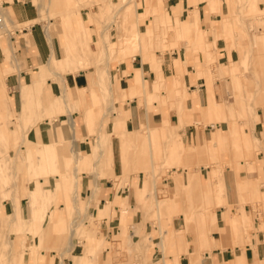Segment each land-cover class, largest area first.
<instances>
[{
	"label": "rangeland",
	"instance_id": "1",
	"mask_svg": "<svg viewBox=\"0 0 264 264\" xmlns=\"http://www.w3.org/2000/svg\"><path fill=\"white\" fill-rule=\"evenodd\" d=\"M2 1L0 0V14L11 34L0 28V42L3 47L0 72L3 66H6V69L1 73L14 72L16 66L13 58L16 62L20 60L15 53L16 48H12L9 42V36H15L14 31L20 30L22 26L40 22L46 33L48 30L51 42L58 45L59 50L58 57L50 59L40 69L49 71L47 70L49 67L62 75L79 68H91L88 75L94 78L92 85L94 97L93 99L87 97L85 101L77 103L66 100L64 105L60 100V93L57 96L59 106L55 109H48L46 100L43 103L42 99L36 97L31 111L25 107L20 114L9 113L6 109L1 113L14 117L15 122L11 140L13 144L9 147L8 141L5 140L0 145V264H39V257L42 256L47 264H84L85 261L88 264H173L182 254L192 256L193 264H199L202 254L208 253L214 246V240L210 236L211 219L198 220V217L202 218L203 215L207 217L211 207L223 205L226 190L222 183V172L225 167L236 173L245 171L241 181L236 184V200L241 206L245 203L249 206L247 213L240 208L242 214L234 213L230 216L242 218L234 227L230 222L229 231L236 236L231 241L232 245L243 246L244 243L252 245L253 240L254 244L264 241V129L260 134L248 130L254 117L261 119L264 125V43L261 41L254 43L253 40L255 36L264 33V0H232L231 7L225 4L226 7L214 22L217 28L215 30L212 28L213 32L215 31L211 34L212 42L207 40L209 32H201L198 38H195V34L180 35L173 32L174 27L169 22L168 24L160 22L157 19L158 13L166 11L161 5L163 0H142L147 13L137 12L141 0H32L34 3L38 1L41 6L39 18L20 23L6 12L2 7ZM231 8L234 10V23L220 32L219 20ZM80 9L86 12L81 14L86 17V22H83L84 28L79 27L75 20L80 15ZM212 10L216 11L213 8ZM149 14L152 15L150 25L145 29L140 28L139 17ZM86 23H91L95 29H88L85 27ZM111 24L117 30V39L112 43L108 37ZM85 35L87 41H84ZM23 37L25 44L28 45V35ZM70 40L75 44L73 50L70 49ZM179 40L187 42L185 46L187 51L202 53V58L207 62L206 74L198 73L197 76L205 77L206 89L209 85L212 90L216 81L222 95L219 101L222 114L212 113L205 116L193 114L192 119L190 111L187 110L184 114L188 115V118L185 116L186 122L183 124L199 122V125L204 126L226 121L229 124L227 136H231L230 141L227 137L214 142L206 141L201 149L181 144L176 129L179 126L178 118L182 114L181 101L185 97V87L180 82L182 72L173 69V73L166 80L156 66V61H160V58L154 56L157 50L160 55L167 53L172 58L171 52L173 50L177 52L180 48ZM217 40L222 42L226 52L232 51L233 58L237 59L230 61L232 59L228 57L227 62L224 60V65L230 68L229 74H237V77L229 74L222 77L215 75L217 65L220 63H216L211 55L213 56ZM149 52L155 57L151 66L153 79L152 81L149 79L151 90L155 92L149 94L147 87H144L145 91L142 92V85L136 80V85L140 88L130 93L128 86L125 88L120 86L118 75L113 73L114 64L133 54L139 53L144 56ZM159 66L161 68V64ZM36 69L38 71V67ZM124 74L125 72H122V75ZM141 74L142 72L137 69L136 77L140 78ZM47 78L60 82L58 77L50 72L44 81ZM136 93L137 109L145 107L144 113L136 122L133 120L127 127L115 131L119 143L120 174L127 173L129 176L127 181H123L125 184L120 181L118 186L121 190L118 194L124 198L116 207L119 216L124 219L120 221L119 218L117 228H108L109 233H106L98 225L100 219H97L99 217L95 216L90 207L98 209L96 196L99 183L98 181L87 183L81 187V172L92 176H96L95 172H98L96 178H111L106 171L108 160L106 145L109 142L107 140L109 135L104 130L111 128L112 121H118L123 125L124 120L125 122L129 120L130 115L128 111L122 110V105L126 98H131ZM153 101L157 103L156 107L151 104ZM86 108H90L87 115ZM160 108H167L168 111V114H165L168 121L164 127L161 123L158 125L161 118L153 115L159 112ZM35 110L36 115L32 113ZM256 113L263 114L258 116ZM59 114L67 117L71 115L78 127L80 124L84 127L86 135L97 136L99 129L102 128L104 135L102 138L107 143H101L103 148L101 155L98 146L101 142L100 132L97 138L90 140L89 150L81 148L76 151L74 148L77 142L73 139L69 119L63 120L65 117ZM33 115L35 121L44 116L50 119V140L54 138L57 140L56 143L53 142L54 146L47 161L43 163L45 166L41 175L47 173L54 177L52 183L48 184V187L52 188L56 180L61 177L67 179L66 192L62 193L65 185L62 183L61 188L57 189V197L53 199L49 195V202L46 205L38 201L40 197L39 199H43L41 201L44 202V185L38 180L34 181L30 175L31 162L39 160L30 158L29 151L17 155L20 146H23V149L28 146L25 132L27 127L35 122L31 120ZM238 122L242 123L241 127L230 126ZM155 125H158L155 128L158 135L152 138L151 126ZM243 128H247L248 131L244 132ZM154 141L161 147L159 157ZM9 148L12 149L11 153L7 152ZM73 149L76 151L75 155ZM168 150L172 151V154H169ZM36 153L38 156V151ZM222 157L226 159L222 160ZM200 165L202 169L199 168ZM193 169L203 175L207 169H211L213 181L209 192L205 187L185 189V185L178 184L177 180L173 183L174 186H178L177 188L171 185V181L175 177L177 179L178 173H181L182 178L185 171L191 172ZM24 175L30 186L28 195L20 204L19 187ZM39 177L38 174L37 178ZM75 180L77 186L73 184ZM138 181H141V193L145 192L141 196L134 193L133 187ZM111 182L113 185V179ZM118 188L115 189L114 195L117 194ZM89 189L92 195L86 199L84 193ZM208 193L210 196L206 197ZM4 199L8 201L7 204L1 203ZM105 202L106 199L101 204ZM108 210L110 217L115 215L113 207ZM35 213L39 217H36ZM178 213L183 214V221H180L184 224L183 230L174 229L172 219ZM244 213L246 219H243ZM134 214H140L142 222L149 221L150 229L143 233L135 230L136 237L131 239L128 229L133 224H126L130 220L125 218ZM248 221L253 223V227L248 226ZM135 225L144 226V223ZM52 227L54 229H51ZM84 230L89 232L86 233ZM262 230L263 238L260 239L257 234ZM185 234L191 235L194 240L184 241ZM85 240H89L93 245L87 246V243L83 242ZM158 240H163V244L156 243ZM188 248L191 249L189 253Z\"/></svg>",
	"mask_w": 264,
	"mask_h": 264
},
{
	"label": "crops",
	"instance_id": "2",
	"mask_svg": "<svg viewBox=\"0 0 264 264\" xmlns=\"http://www.w3.org/2000/svg\"><path fill=\"white\" fill-rule=\"evenodd\" d=\"M231 1L232 0H163L161 5L166 11L158 13L157 19L165 24H168L169 22L171 25H173V32L176 34H195V38H198V36L201 35V32H209L207 40L212 42L211 34H214L215 32H213L212 28H214V30L217 28H215L214 22L217 21V17L226 7L225 4L231 7ZM145 6L146 5H143V2L141 0L139 11L137 12L145 13ZM2 7L6 9L7 13H10L11 17L16 22L20 23L23 21H32L35 20V18H39V8L41 6L39 5L38 1H35L34 3L32 0H3ZM212 8L216 11H213ZM81 14H86V12L80 9V15H78L77 19L75 20L77 21L76 24L79 27L84 28L83 22H86V17L84 18L83 16H81ZM139 18V27L145 29V27L147 28L148 25H150L152 15H142ZM234 20V10L231 8L229 12L226 14L224 13V15H222L219 20V28L221 30L220 32L226 30L229 25L234 23ZM86 26L88 27V29H95V26H93L91 23H86L85 27ZM20 33L22 34L20 35ZM24 35H28V45L25 44V38L23 37ZM85 37L87 36L85 35ZM108 37L110 43L115 42V40L117 39V30L113 25L108 31ZM204 37L205 34L203 35V38ZM253 40L254 43H257L258 41L264 43V33L260 34L259 36H255ZM9 42L12 48H16L15 53L20 60L16 62V60L13 58V62L16 66V70L14 72H10L7 74L1 73L6 69V66H3L0 72V145L1 143H3V141L7 140L9 144L8 146L11 147V145L13 144V141L11 140L13 139L12 133L14 130L13 127L15 118L8 117L7 114L1 115V113H3L5 109L7 110V112L15 114H20L25 107L27 108V110L30 109L31 111L33 105L35 104L36 97L42 99L43 103L46 100L48 109H55L57 108V106H59V98L57 96L60 93V100L63 101L64 105H66V100L77 103L85 101L87 97L93 99L94 90L92 88V85L94 83V78L88 75V73L92 70L91 68H79V70H75L73 72L67 71L62 75H59V73L55 72L52 69H49V67L47 69L49 71H42L40 69V67H43L46 62H49L52 54V48L56 57H58L59 53L58 45H55L51 42L48 33H46V29L40 22H37L34 25L30 24L28 26H22L21 30H18L15 33V36H9ZM69 44L70 49L73 50L75 48L74 42L70 40ZM102 44L105 45L104 43ZM179 44V50L177 52H175V50L171 52L172 58H170L169 54L167 53L160 55V52L157 50H155L154 56L160 58V61H156L155 59L156 66L158 67L159 71H162V75L164 76V78H166V80H168L169 76L173 73V69L181 70L182 72L180 82L185 87V97L181 101L182 114L178 118L179 126L176 129V132H178L180 135L181 144H185L188 147L197 146V148L201 149L202 145L206 141L214 142L217 139L223 137H227V140L230 141L229 138L231 136H227V134L229 133V124H227L226 121H223L221 123L216 122L214 125L205 124L204 126L199 125V122H196L195 124H183L184 122H186V117L188 116L184 114L187 110L190 111L189 115L192 117V119H194L193 114H196L198 116H202V114L204 116L210 115L212 113L222 114V109L219 106V101L222 99V95L220 89H218V86L216 85V81L214 82V88H212V90L209 85L206 89L205 77L197 76L198 73L206 74L205 65L207 64V62L206 59L202 58V53H193L191 52V50L187 51L185 49L187 42L184 40H179ZM223 47L224 46L222 42L220 40H217L214 46L213 56L211 55V58L213 57L216 63H220L219 65H217V69L215 70V75L217 77H222V75L224 76L230 73V68L224 65V60L227 62L228 57L232 59L230 61L237 60L233 58L232 51L226 52ZM154 56H151L150 52L144 56L136 53L130 57H125L120 62L115 63L113 73L114 75H118V79H120V86L124 88L128 86V91L130 93H134L138 88H140L136 85V80H138L142 85V92L145 91L143 90L144 87H147V91L149 94L150 92H155L154 90H151L150 85L153 79V71L151 70V66L152 61L155 58ZM2 60L3 47L1 46L0 42V63L2 62ZM241 62L242 61L239 59V63ZM159 63L161 64V68L159 66ZM37 67L38 71H36ZM137 69L142 72L140 77L141 79L136 77ZM48 72L58 77L60 82L57 83L55 81L49 80L48 78L44 81L45 76H47ZM122 72H125V74L122 75ZM229 75L237 77V74ZM146 82L150 83L148 84ZM23 93L25 95H23ZM136 95L137 93L134 94L131 98H126L125 102L122 105V110L128 111V114L130 115L129 120L127 122H125L124 120L123 125L118 121H112L111 128L109 127V130L106 131L103 129L107 133V135H109V137L107 138L109 142L106 145L108 158L106 162V171H108L110 177L113 179V185L111 182V178H96L98 172H95L96 176L81 172V187H83V184L86 185L87 183L92 184L97 181L99 183L97 188L98 195L96 196L98 209L96 210L94 209V207H90L91 210H93V212L95 213V216L99 217L97 219H100L98 225H100V228L103 231H106V233H109L108 228H117V224H119V218L120 221L124 219V217L121 218L119 216V211L116 207L119 204V201L121 202V200L124 198L118 194V192L121 191L119 190L118 186L120 185V181H127L129 179V176L127 173L120 174L121 170L119 143L115 131L117 132V130L124 128L125 126L127 127L128 124H131L133 120L134 122H136L142 116L141 114L144 113L145 107L137 109L138 97H136ZM151 104L154 107L157 106V103L155 101H153ZM64 107L66 108V106ZM36 112V110L32 111V113L35 115L37 114ZM89 112L90 108H86L85 115L89 114ZM166 113L168 114L167 108H160L159 112L153 114L161 118L158 125L161 123V125L164 127V124L167 123L168 120L165 117ZM256 114L258 116L262 115L260 113ZM59 116H64L65 118L63 120L69 119L68 124L72 131L73 139L75 140V142H77L76 147L74 148L76 151L81 148L89 150L90 140H94L95 137L97 138L100 132L101 134L99 136V139L101 138V142L99 141L100 143H98V146L99 155H101L103 150L101 143H107V141L102 138V136H104L102 133V128L99 129L97 136L86 135L84 127L81 124L80 127H78V124L76 123L75 119L71 117V115H68L67 117V115L59 114ZM31 118L33 122L36 120L34 115ZM254 118L255 119L250 124V128H248V130L251 131V133L253 132L255 134H260V132L263 131L262 129H264V125L261 119L257 117ZM49 122L50 119L44 116L41 117V119H39L38 121H35L31 126H28L25 132V138L28 146L25 149H23V146H20V151L17 154L20 155L22 154V152L24 153L25 151H29L30 158L34 157L39 160V162L37 161L38 165L37 162H31L30 175L34 181L38 180L39 182H41V184L47 186L46 188L43 186L44 202L41 201L43 199H39L40 197L38 198V201H40L41 204L45 205L48 204L50 196H52L53 199L57 197V189L61 188L62 183H65L62 188V193L66 192L65 189L67 187V179L64 177H61V179H58L53 183L54 188H52V186L48 187V184L52 183L54 177L52 175H48L47 173H44L45 175L43 176L41 175L43 174L42 170H44L42 168L45 166L43 163L47 161L46 159L48 158V155L52 150V147L54 146L53 142L56 143L57 141L55 138L52 141L50 140L51 136L49 130L51 127ZM241 124L242 123L238 122L237 124L230 126L241 127ZM158 125L151 126L153 134L152 138L157 137L158 135V130L155 129ZM242 130L244 132L248 131L247 128H243ZM79 137H81L82 139H79ZM154 145L159 157L161 155V147L156 141H154ZM74 149L73 153L75 155L76 151ZM36 151H38V156L36 155ZM7 152L11 153L12 149L9 148ZM169 154H172V151H169ZM169 158L171 157L169 156ZM224 159L226 158L222 157V160ZM238 164L241 165L240 163ZM146 165L147 164H143V166ZM199 168L202 169V165H200ZM190 171L191 172L185 171V174L182 178L181 173H178L177 179L175 177L174 180L171 181V185L174 188H177L178 186L176 187V185H173V183L177 180V182L179 181L178 184L181 183L182 185H185V189L205 187L209 192L210 188L212 187L211 183L213 181L211 180V169H207L204 175L202 173L195 172L194 169L193 171ZM38 174L40 176L39 178H37ZM243 175H245V171L236 173L235 171L229 169V167H225L224 171L222 172V183L224 186V190H226L225 197L222 202L223 205H214L209 209L207 217H204L205 215H203L202 218L198 217V220L211 219L210 236L214 240V246L211 247L208 253L204 252L202 254L199 264H264V241H260L254 244L253 240V247L249 243H244L243 246H240L239 244L232 245L231 242L233 238H236V236L234 237L229 231L230 222L232 223L231 226L234 227L236 226V222L238 223L242 219L235 216L230 217L231 214L241 213L240 208H243L242 210L247 213L249 208L247 203L241 206L239 203H237L236 200V184L241 181ZM22 177L23 181L19 187L20 196H18L20 204L28 195V187L30 186V182L25 179L26 176L24 175ZM46 180L47 183H45ZM73 184L77 186V181L75 180ZM123 184H125V182H123ZM140 184L141 181H138V183H135L133 187L134 193L137 196L145 194V192L141 193ZM117 188V194L114 195L115 189ZM82 191L83 190H81V193ZM90 195H92V192L89 189V191L84 193V198L87 199L88 197H90ZM209 196L210 194L208 193L206 197ZM104 199H106L105 204H101ZM7 202L8 201H6L5 199L1 200L2 204H7ZM110 207H113V210H115V215H113L112 217H110V210H108V208ZM105 213L108 214L103 215ZM31 214L33 215V212H31ZM34 215H37V213H35ZM125 219L128 221L130 220L129 222L127 221L128 223L126 224H133L128 229V233L131 239L136 237L135 230L139 233H143L149 231L150 229V224H148L149 221L142 222L140 214H134L133 216L129 215ZM243 219H246V214L243 215ZM172 221H174V229L179 230L180 228H182L183 230L184 224L180 222L183 221L182 213L174 215ZM135 223H144V226L135 225ZM248 226L253 227V223L251 221H248ZM85 232L88 233L89 230ZM257 237L260 239L263 238V230L258 231ZM237 238L239 239L240 236H237ZM183 239L186 242H190L191 240H194V237L189 234H185ZM83 242L84 244L87 243V246L93 245L89 240H85ZM190 250L191 249L188 248L187 252L189 253ZM167 260L170 259L167 258ZM193 261L194 260L192 256L189 257L187 254H182L178 257V259L176 258L174 260L173 264H193ZM45 263L47 264V262L43 261V256L39 257V264ZM84 264H88V262L85 261Z\"/></svg>",
	"mask_w": 264,
	"mask_h": 264
},
{
	"label": "bare ground",
	"instance_id": "3",
	"mask_svg": "<svg viewBox=\"0 0 264 264\" xmlns=\"http://www.w3.org/2000/svg\"><path fill=\"white\" fill-rule=\"evenodd\" d=\"M1 16H2V14H1ZM47 33H48V35H49V38L51 39V36H50V34H49V32H48V30H47ZM87 41V37H85L84 36V41ZM52 47V46H51ZM52 58H57L55 55H54V51H53V48H52V54H51V58L50 59H52ZM178 67V66H177ZM150 142V141H149ZM151 144V143H150ZM247 191H249V190H247ZM58 193V192H57ZM59 193L61 194V192L59 191ZM55 201V200H54ZM15 205V204H14ZM16 216V215H15ZM16 217H18V216H16ZM36 217H38L37 215H36ZM51 229H54V228H51ZM181 240V239H180ZM184 240V239H183ZM156 243H158L159 245H162L163 244V240H158ZM69 244V243H68ZM183 245V244H182ZM69 246H71V244L69 245ZM147 247H149V245L147 246ZM163 247V246H162ZM69 248V247H68ZM68 248H67V250H68ZM27 249H28V247H27ZM163 249V248H162ZM34 252V251H33ZM15 253V252H14ZM24 254V253H23ZM15 260V259H14Z\"/></svg>",
	"mask_w": 264,
	"mask_h": 264
},
{
	"label": "built area",
	"instance_id": "4",
	"mask_svg": "<svg viewBox=\"0 0 264 264\" xmlns=\"http://www.w3.org/2000/svg\"><path fill=\"white\" fill-rule=\"evenodd\" d=\"M11 23H12V21H10ZM0 28L1 29H3V30H5V32H9V34H11L10 33V30L8 29V28H6V23H5V21H4V18H3V16H1V14H0ZM21 30V29H20ZM18 30H15L14 32H17ZM11 36V35H10Z\"/></svg>",
	"mask_w": 264,
	"mask_h": 264
}]
</instances>
